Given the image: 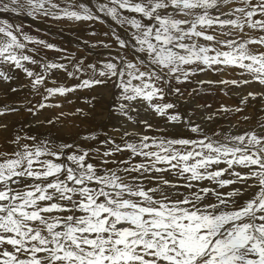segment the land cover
Returning <instances> with one entry per match:
<instances>
[{
    "label": "snow or ice",
    "instance_id": "1",
    "mask_svg": "<svg viewBox=\"0 0 264 264\" xmlns=\"http://www.w3.org/2000/svg\"><path fill=\"white\" fill-rule=\"evenodd\" d=\"M0 16L103 37L72 49L0 18V264H264V0H0ZM98 91L118 127L52 133L91 123L64 108ZM213 92L235 103L198 99Z\"/></svg>",
    "mask_w": 264,
    "mask_h": 264
},
{
    "label": "bare ground",
    "instance_id": "2",
    "mask_svg": "<svg viewBox=\"0 0 264 264\" xmlns=\"http://www.w3.org/2000/svg\"><path fill=\"white\" fill-rule=\"evenodd\" d=\"M0 18H9L12 22H16V23L22 22L25 26V30L28 31L30 35L36 36L40 39H44L50 43H55V44L62 46V47H69V48L74 49L76 46V43H77V37L82 36V35L85 38L89 39L90 41H95L97 39H103V37H99V36L92 37L90 35H87L86 32L82 33L78 28H75V27L67 25V24H65V26H70L71 29L64 28L63 31H59L57 28H52L49 24L39 23L38 21L35 22V21H32L30 18H23L22 17L19 20H17L14 17L0 16ZM50 23H52V22H50ZM29 25L31 26L30 28L28 27ZM88 27H91V26H88ZM94 27L96 28V30L98 32L106 30L104 28V26H101V25H94ZM37 28H39V31L36 30ZM76 31H78V32H76ZM45 55H47L49 58H55L59 54L48 50L47 52H45ZM203 78H205V79H216L217 77L214 74H204ZM21 82H23L22 74H21L20 80L17 81V83H21ZM61 82H63L62 78H61ZM68 83H73V81H68ZM6 87H7L6 85L0 84V91H2V94H0V99L4 98L3 92L6 89ZM79 95H80L81 99H76L75 97H73L74 104L66 106L64 108V111L68 112L69 109L73 108L74 106H78V107L85 108V110L91 111L92 116L95 114L97 116H93L94 120L91 123L83 124L84 126L75 117H68L66 119H63L62 123L58 125L59 131H58V129H52V133L54 135H60L63 139L71 140L72 138H77V132L80 131L81 128H83L84 131L87 132L88 128L86 126H88L90 128H93V126H94L96 130L95 129H93V130L98 131V132H102V131L111 132V130L114 127L119 126L120 120L118 118L110 116L109 113L104 115V113H105L104 107H106V106H103L104 105L103 103H105V101L102 102L101 100H104V99H101V97L108 96V94L106 92H102V91L92 92V93L83 92V93H80ZM87 96L97 97V99L94 101V103H95L94 109H90L89 105L83 102L82 98L87 97ZM23 98H24V95L22 93L21 94H10L7 97V99L9 101L23 100ZM37 99H38V97H37ZM105 99H108V98H105ZM198 99H200L201 102L207 101L208 103H211L214 108L219 103H224V104H228V105L235 103L234 97L224 96L222 93H219V92H213L211 95L199 97ZM105 104H107V103H105ZM108 106L109 105H107V107ZM59 111H60V109H54V112H59ZM102 114H103V116H101ZM250 114L253 116L257 115L254 110L251 111ZM257 118L258 119H264V116H259ZM11 119L13 120V122L19 121L22 124L28 119V116L25 113V114H21L19 116H13V117H11ZM155 119L158 121L161 118L157 117ZM101 126H106V127H101ZM41 131H45V132L48 131V126H45V128L41 129ZM111 134L116 136L117 138L119 137V133L112 132Z\"/></svg>",
    "mask_w": 264,
    "mask_h": 264
},
{
    "label": "rangeland",
    "instance_id": "3",
    "mask_svg": "<svg viewBox=\"0 0 264 264\" xmlns=\"http://www.w3.org/2000/svg\"><path fill=\"white\" fill-rule=\"evenodd\" d=\"M36 22V21H35ZM39 23H45V24H49L52 28H57L59 31H61V27H63V29L64 28H68V29H71L70 28V26H65V24L64 25H60V24H56V23H50V22H43V21H38ZM73 27H75V26H73ZM91 27H93V26H91ZM76 32H78V31H76ZM47 52V51H46ZM215 75V74H214ZM208 77V76H207ZM206 77V78H207ZM0 94H2V91H0ZM105 98H108V99H105ZM101 99H104V100H101L102 102L103 101H105V103H107V104H105V103H103L102 105L103 106H106V107H104V115H106V114H108L109 113V111H107L108 110V107H107V105H109L110 104V100H109V97L108 96H106V97H101ZM100 100V99H99ZM101 102V103H102ZM51 111H53L54 112V109L53 110H51ZM107 111V112H106ZM93 116H97L96 114L95 115H93ZM101 116H103V114L101 115ZM83 125V124H82ZM84 126V125H83ZM87 128H88V130H87V132L88 131H90V130H93V129H95V127L93 126V128H90V127H88V126H86ZM82 129V130H81ZM80 129V131H78L77 133H79V135L80 136H82V135H85V134H87V132H85L84 131V129L83 128H81ZM96 130V129H95ZM98 132V131H97ZM81 133V134H80ZM83 133V134H82ZM78 138V137H77Z\"/></svg>",
    "mask_w": 264,
    "mask_h": 264
}]
</instances>
